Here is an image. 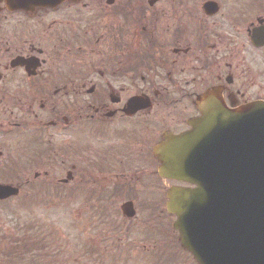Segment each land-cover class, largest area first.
<instances>
[{
  "label": "flooded vegetation",
  "instance_id": "af4514ba",
  "mask_svg": "<svg viewBox=\"0 0 264 264\" xmlns=\"http://www.w3.org/2000/svg\"><path fill=\"white\" fill-rule=\"evenodd\" d=\"M262 41L264 0H0V134L44 170L31 184L60 169L64 197L119 212L95 264H199L167 208L195 185L166 179L156 150L209 91L264 103Z\"/></svg>",
  "mask_w": 264,
  "mask_h": 264
},
{
  "label": "water",
  "instance_id": "95a60500",
  "mask_svg": "<svg viewBox=\"0 0 264 264\" xmlns=\"http://www.w3.org/2000/svg\"><path fill=\"white\" fill-rule=\"evenodd\" d=\"M198 106L202 117L192 130L167 135L156 150L165 178L196 186L170 190L175 228L200 264H264V104L230 109L213 90ZM19 195L20 188L0 184V201Z\"/></svg>",
  "mask_w": 264,
  "mask_h": 264
},
{
  "label": "rangeland",
  "instance_id": "374dc122",
  "mask_svg": "<svg viewBox=\"0 0 264 264\" xmlns=\"http://www.w3.org/2000/svg\"><path fill=\"white\" fill-rule=\"evenodd\" d=\"M14 137L0 134V183L22 187L20 197L0 203V264H95L88 245L108 242L107 231L120 219L119 212L116 216L112 204L95 209L98 203L64 197L58 183L60 169L51 176L55 187L31 184L35 172L44 170L32 167L31 150L17 148ZM26 181L30 184L23 185ZM135 238L138 235L132 236L133 242L140 241ZM24 244L37 249L25 246L26 254L18 258L11 253Z\"/></svg>",
  "mask_w": 264,
  "mask_h": 264
},
{
  "label": "trees",
  "instance_id": "16d2710c",
  "mask_svg": "<svg viewBox=\"0 0 264 264\" xmlns=\"http://www.w3.org/2000/svg\"><path fill=\"white\" fill-rule=\"evenodd\" d=\"M42 242H44V240H43V239H42ZM25 246H27V245H26V244H24V245H23V246H21V247H20V246H18L17 248H15V249H14V251H11V253H14V255H15V256H17V258H18V256H20V257H21V256H22V254H26V252H27V249H29V250H32V251H34V250H36V249H37L36 247L31 249L30 247L28 248V246H27V249H26V248L24 249V247H25ZM44 252H45V251H44ZM44 252H42V255H41V256H39L40 258L44 256ZM12 256H13V255H11L10 257H12ZM8 259H9V260H13V259H11V258H8ZM36 264H39V263H37V262H36Z\"/></svg>",
  "mask_w": 264,
  "mask_h": 264
}]
</instances>
